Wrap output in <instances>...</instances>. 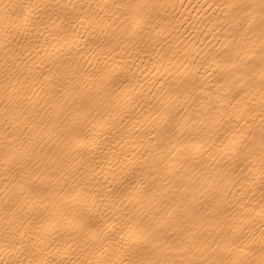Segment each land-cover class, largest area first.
Returning a JSON list of instances; mask_svg holds the SVG:
<instances>
[{"label":"bare ground","instance_id":"1","mask_svg":"<svg viewBox=\"0 0 264 264\" xmlns=\"http://www.w3.org/2000/svg\"><path fill=\"white\" fill-rule=\"evenodd\" d=\"M0 264H264V0H0Z\"/></svg>","mask_w":264,"mask_h":264}]
</instances>
